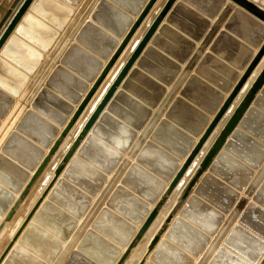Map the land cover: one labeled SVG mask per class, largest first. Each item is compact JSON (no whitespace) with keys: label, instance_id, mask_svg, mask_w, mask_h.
Here are the masks:
<instances>
[{"label":"water","instance_id":"water-1","mask_svg":"<svg viewBox=\"0 0 264 264\" xmlns=\"http://www.w3.org/2000/svg\"><path fill=\"white\" fill-rule=\"evenodd\" d=\"M29 1L24 2L5 30L0 47ZM43 1L35 2L31 10L49 25L27 14L17 34L6 44L4 59L0 58V175L7 183V188L0 186V213L6 211L13 194L21 190L7 209L5 220L50 161L153 3H147L141 17L130 25L122 43L115 48L117 38L128 27L123 25V9H135L140 0H113L114 5L106 1L95 5L97 0H63L69 6L79 3L72 15L59 0H46L47 6ZM171 1L149 26L87 119L81 137L75 139L55 169V176L62 169L63 176L35 220L46 223L59 239L29 228L24 237L35 239L27 245L36 254L16 247L5 264H64L74 248L96 264H122L243 87L261 53L251 60L235 85L234 82L238 70L247 64L251 48L260 42L262 26L258 23V32L245 39L249 47L227 32L232 30L230 22L242 12L240 9L225 25L227 30L220 28L234 2L254 16L263 17V21L264 13L247 0H230L215 9L218 1L214 0L213 7L204 5V9H211L210 14L199 7L203 15L215 17L214 22L206 25L208 20L199 15L196 30H188L175 22L178 4L169 15L168 24L157 30ZM16 2L0 1V23ZM91 8H95V23L82 24ZM52 11L58 15L56 20ZM69 15L68 24L56 37V28ZM169 33L178 37V47L162 41ZM73 37L75 42L71 43ZM151 37V44L146 46ZM223 39L240 46L237 54L220 45ZM31 44L47 49V55L42 58ZM154 56L164 65L150 64ZM107 57V64L96 77ZM137 58V67L130 69ZM58 59L63 66L56 65ZM2 67H7L8 75L2 74ZM29 73L32 77L28 79ZM123 78V86L117 90ZM92 79L87 90V81ZM226 92L230 94L223 98ZM62 98L71 102L82 99L74 116L41 158L56 135L57 126L66 119L68 110L64 107L70 108ZM212 113L214 117L209 121ZM74 150L76 154L67 164ZM29 170L33 173L28 178ZM176 210L179 213L168 226ZM137 225L140 227L135 232ZM163 231L165 237L158 242ZM155 242L158 243L146 264H252L263 255L264 68L178 194L149 249ZM124 246L126 249L121 252Z\"/></svg>","mask_w":264,"mask_h":264},{"label":"bare ground","instance_id":"bare-ground-1","mask_svg":"<svg viewBox=\"0 0 264 264\" xmlns=\"http://www.w3.org/2000/svg\"><path fill=\"white\" fill-rule=\"evenodd\" d=\"M25 1L26 0H17V2L12 7H9L7 9V13H6L7 15H6L5 19L0 23V39H1L2 35L4 34L5 30L7 29V27L9 26V24L11 23V21L13 20V18L15 16H17L20 9L23 7V4ZM37 1H39V0H30L29 4H27L25 11L21 14L22 16L20 17V19L15 24V27L11 31L10 35L8 36V38H6L4 43L1 45V47H0V58H3L2 53L5 52L4 50H5L6 44L14 35L17 34V30L19 28V25L22 23V21L26 17V15L27 14L34 15V16L37 15L34 11L31 10L33 8V6L35 5V2H37ZM59 1L61 2V4H63V6L65 5L66 7L70 8L71 15L74 14L77 11V8L79 7V3L77 5L69 6L65 1H63V0H59ZM100 1H106L112 5L115 4L113 0H97L95 5H97ZM149 1L150 0H140L138 3L136 1L137 5H136L135 9H133V10H127V9L124 10L123 9V11L125 12V18H126V19H124L123 25H128V27L126 28L125 32L120 37L117 38L115 48L118 47V45H120V43H122V40H123L124 36L126 35L130 25H133L141 17V14L143 13L145 6L147 5V3ZM169 1L170 0H166L164 2H163V0H153V3L149 7V9L147 11H145L144 16L139 21V24H138L139 26L137 27L135 32L132 34V36L129 38V40L126 42L123 50L121 51L119 56L116 58V60L113 62V64L111 65V67L107 71L106 75L104 76V78L102 79L100 84L97 86L95 92L92 94V96L89 99V101L87 102L86 106L83 108V110L80 112V114L75 118V122L72 124V126L69 128V130L66 132L65 136L63 137L62 142L57 147V149H56L55 153L52 155L50 161L46 164V166L44 167V169L42 170V172L40 173L38 178L35 180V182L31 186V188L29 189V191L27 192L25 197L20 201V203L18 204V206L14 210L13 214L10 216V218L5 220V217L7 215L8 210L10 209V206L13 204V202L18 197V195L21 191L20 189H19V191L15 192L13 194L14 196H13V199H12L10 205L7 208L8 210L6 209L5 212L0 213V259L3 255V253H5L7 251L5 256L0 260V264H5V261H6L7 257L9 256V253L11 251H13L14 248H16V247H20V249L24 250L25 252H30L32 254H36L34 251H32L30 249V246L27 245V244L31 245L29 242H34L35 239L31 240V239H28L27 237H24L25 231L29 228H31L32 230H34V229L39 230L43 234H47L48 236H52V237L59 239L57 236V233H55V231L51 227H49L46 223H43L40 220H35L36 214L41 209L42 205L46 201L49 200L54 186L56 185L57 181L63 176V172H64L63 169L58 173L57 176H55V169L58 167V165L64 159L68 149L72 147L75 139L78 140L79 137H81L82 132H83V128H84V125H85L87 119L93 113V111L95 110V108L97 107L99 102L101 101V99H102L103 95L105 94V92L107 91V89L118 78V76L120 75V73H121V71L125 65V62L130 57V55L132 54V52L134 51V49L136 48L138 43L141 41L142 37L146 33L149 26L154 23V21L157 19V17L163 11L165 4ZM186 1L187 0H172L170 2L171 4L169 6V9L166 12H164L163 17L161 18V21L158 24L157 30H159L162 27V25L168 24L167 19H168L169 15L173 12L174 7L178 4L186 3ZM217 1H218V4H215V7H216L215 9H217L218 7L221 9L222 6L225 4V2L230 1V0H217ZM247 1H249L250 3L255 5L256 7H258L264 13V6L258 5L256 2L254 3V0L253 1L247 0ZM261 1L263 2V5H264V0H261ZM95 5H94V7H95ZM75 8H76V11H74ZM239 8H240V10L242 9L241 7H239L234 2L233 3V9H232L231 13L226 17L225 21L222 24V26H224L225 29H226L225 25H228L230 17ZM94 9L95 8H93V9L91 8V10L87 13L82 24H84L85 22H88V21L95 23V20L92 18V15L94 13ZM204 10L207 11L208 14H210L209 12H211V9H209V10L204 9ZM242 10H244V9H242ZM208 14H205L203 16H205V19L208 20V22H206L207 23L206 25H211L212 23H210V19H214L215 17L213 18L211 16H208L209 17L208 18L206 16ZM71 15H69V17L62 22V24H61V26H59V28H56V33H57L56 37L62 33L63 29L68 24V21L71 18ZM88 17H89V19H87ZM253 18H255V17H253ZM38 20L41 21V23L44 22V24H47V21L43 18L40 19V17H39ZM255 20L257 22H259L260 26H262V31H261L262 33L260 35V42H258V44L255 46L258 49H256L255 51L252 50L247 64H245V66L242 69L238 70V74H237L236 80L234 82V85L236 84V82H238V80L245 73L248 65L251 62V60L253 58H255L259 53H261L259 61L257 62L255 67L253 68L251 74L245 80L244 85L241 88V90L237 93L235 98L232 100V102L229 105V107L227 108L225 114L221 117V119L219 120V122L217 123V125L215 126V128L213 129V131L211 132V134L209 135V137L207 138V140L205 141V143L203 144V146L201 147V149L199 150L197 155L192 160L190 166L187 168V171L185 172L182 179L179 181L176 188L171 192V194L168 196L166 201L158 208L157 213L154 216V218L152 219L150 225L148 226V228L146 229L144 234L141 236V238L138 240V242L135 244V246L131 250L129 256L126 258V260L122 264H146V262L150 260L151 255L153 253V250L155 249L157 243L165 237V231L166 230L161 232V234L157 240L158 242L157 243L155 242L156 244L152 248L149 249V245L153 241V239L155 238V235L159 232L161 227L165 224L167 217L169 216L172 209L174 208V203L177 199L178 194L181 192L182 188L184 187V185L188 181L189 177L197 169L201 159L205 155V153L208 150V148L210 147L211 143L213 142L215 137L218 135L219 131L222 129L223 125L225 124L227 119L230 117V115L232 114V112L236 108L239 101L244 97V95L247 92V90L249 89L251 83L255 80V78L258 76L260 71L264 68V50L262 51V48L264 46V21H263V17H262V19L259 17H256ZM47 25H49V24H47ZM222 26H221V28H222ZM221 28H220V30H222ZM60 30H61V33H59ZM222 31H225V30H222ZM154 34H153V36L156 35V34L155 35ZM41 36L44 37L45 35H41ZM151 39H152V37L148 40L149 42H147L146 46H149L151 44ZM74 42H75V39L73 37L71 40V43H74ZM246 43L248 45H250L248 42H246ZM31 46L36 47V45H34V44H31ZM36 49L42 54V58L46 56L45 53H47V49L42 50V48H40V47L39 48L36 47ZM108 57L102 60L101 68L97 72L96 77L101 72V70L105 67V65L107 64V62L109 60ZM58 61H59V63H58ZM137 61H138V58L133 62L130 69H134L135 67H137ZM56 65L63 66L60 62V59L57 60ZM181 66H182V64H181ZM13 67L16 68L15 65ZM6 69H7V67L1 68L3 75H8V72L6 71ZM31 74L30 73L28 74V79L32 77ZM127 75L128 74L125 75V78L127 77ZM125 78H123L118 83L117 90L121 89V87L123 86ZM93 81H94V79L87 81V84H86L87 90L89 89V87H91ZM229 94H230V92L224 93L223 98H226ZM82 98H83V96H82ZM82 98H79V100H77V102H71L68 99L62 98L66 101L65 103H68L70 108L64 107V109L68 110L66 119H65L63 124L57 126V133L54 136L52 142L46 148H44L43 153L41 155V158H43L44 155H46L48 153V151L51 148L52 143L55 141V139L63 131V129L66 126V123L74 116L75 112L78 109V106L81 103ZM29 103H31V102H29ZM252 103L253 102H251L250 105H252ZM106 106L107 105H105L103 107V111L106 110ZM213 117H214L213 113L211 115H209V121H211L213 119ZM90 129L91 128H89V132H90ZM83 140H84V137L82 138L80 143H82ZM197 140H198V137H196L195 141H197ZM221 149H223V148H221ZM76 150H74L73 155L71 156V158L69 159L67 164L71 161L72 157L76 154ZM186 157H187V155L184 158L180 159L179 165H181L185 161ZM207 171H208V169L205 170V172H207ZM32 173H33V170H31V171L29 170L28 178L32 175ZM169 181L170 180L165 182V187L168 186ZM6 184H7L6 179L4 178L3 175H0V186L7 188ZM157 200L158 199H156L153 203H151L150 208H153L155 206V204L157 203ZM178 213H179V210H176L175 215L170 219L168 226L173 221V218L178 215ZM139 227H140V225L136 226L135 232L139 229ZM26 241L27 242L29 241V242L26 243ZM62 243H65V241L63 240ZM125 249H126V246H124L121 249V252H124ZM262 259H264V253H263V255L260 256L259 260H257L256 262H252V264H261ZM74 261L78 262L79 264H96L91 259L87 258L83 254H81L79 251H77L76 248L73 249V251L71 252L67 261L64 264H74Z\"/></svg>","mask_w":264,"mask_h":264},{"label":"rangeland","instance_id":"rangeland-1","mask_svg":"<svg viewBox=\"0 0 264 264\" xmlns=\"http://www.w3.org/2000/svg\"><path fill=\"white\" fill-rule=\"evenodd\" d=\"M193 1H194L193 5L195 4L196 7L193 6L192 4L186 2V3L180 4L179 5L180 7L177 9V11L174 14L175 22L178 25H185L188 30L189 29L193 30V28L196 30V27H197L196 25H198L197 24V21L200 18L199 15H203V12L200 10L199 7L204 8V5L205 4L208 5V6H212V4L215 3L214 0H193ZM43 2L46 4V0H44ZM212 2H214V3H212ZM255 2L258 5L264 6L263 5V2L261 0H254V3ZM47 4L45 6H47ZM242 9H244V8H242ZM242 9H241V11H242L241 13H243V14L239 13V14H236L234 16V19L230 22V25H232V30L231 31L228 30L227 32L229 33V35H231L234 38V40L239 41L238 43H242L243 42V44L245 46H248L249 47L250 45H248L245 42L246 41L245 39L250 38V37H253L255 31L258 32L259 29L257 30V27L256 26L258 25L259 22H257L255 20L256 16H254L253 14H251L250 12H248L247 10L244 9L245 10L244 11ZM44 11H46V9H44ZM74 11H76V8L74 9ZM52 14H53V18L56 20L58 18L57 13H54L52 11ZM36 16H37V18L40 17L39 15H36ZM253 17H255V18H253ZM41 18L42 17H40V19ZM87 19H89V17ZM213 22H214V19H210V23H213ZM49 23L47 22V24H49ZM221 29L222 30H226L224 26H222ZM59 33H61V30L59 31ZM237 33L239 35H237ZM162 38H163L162 39L163 42L165 40L169 44H173L174 46L176 45V47H178V43H180V41H178L179 40L178 37H174L172 35V33L171 34L169 33V35L167 34V35L163 36ZM220 45L223 46V48H225L226 51H231V52H235V53H236V51L238 49H240L239 48L240 46L239 47L238 46L236 47L235 44H234V42L228 41V40H225V39H223L221 41ZM251 49L253 51H255L258 48L254 46ZM45 55H47V53H45ZM150 60L151 61L149 63L150 64H153L155 66H159L160 67V66H163L164 65V62L161 61V60H158V58L156 56L152 57ZM58 63H59V61H58ZM42 85H45V83L43 82ZM17 99L18 98L15 97V100H17ZM21 103H24V101H21ZM30 104L31 103H29V104L26 105L27 109L30 108ZM0 152H1V150H0ZM74 264H79V263L74 261Z\"/></svg>","mask_w":264,"mask_h":264},{"label":"crops","instance_id":"crops-1","mask_svg":"<svg viewBox=\"0 0 264 264\" xmlns=\"http://www.w3.org/2000/svg\"><path fill=\"white\" fill-rule=\"evenodd\" d=\"M166 1V0H163V2ZM163 4V3H162Z\"/></svg>","mask_w":264,"mask_h":264}]
</instances>
